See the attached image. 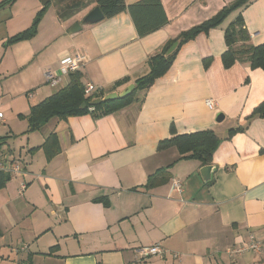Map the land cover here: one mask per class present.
Listing matches in <instances>:
<instances>
[{
    "label": "crops",
    "instance_id": "crops-1",
    "mask_svg": "<svg viewBox=\"0 0 264 264\" xmlns=\"http://www.w3.org/2000/svg\"><path fill=\"white\" fill-rule=\"evenodd\" d=\"M160 1L167 23L142 36L125 11L69 34L96 5L92 1L65 20L51 4L35 35L11 44L7 39L30 26L41 0L0 7V137L8 136L0 140V158L24 168L0 188V264L15 263V244L25 246L22 264H264V118L250 117L264 100V70L242 61L225 68L221 60L225 29L237 16L247 44L264 42V0L247 1L183 43L167 72L118 111L53 118L25 132L23 116L55 92L44 73L61 57L86 53L83 84L120 92L147 72L148 57L169 39L235 0ZM119 80L126 82L115 85ZM240 125L246 126L228 138V130ZM172 129L216 133L209 182L202 180L198 160L179 158L173 146L158 149ZM51 132L60 146L55 156L47 160L42 148L29 151ZM166 166L169 180L146 188L147 177ZM250 235L261 251L229 257L227 248ZM156 243L164 255L142 258L137 252Z\"/></svg>",
    "mask_w": 264,
    "mask_h": 264
},
{
    "label": "trees",
    "instance_id": "trees-1",
    "mask_svg": "<svg viewBox=\"0 0 264 264\" xmlns=\"http://www.w3.org/2000/svg\"><path fill=\"white\" fill-rule=\"evenodd\" d=\"M15 0H1L0 7L6 3L11 4ZM41 0V7L36 12L31 24L26 29L14 34L7 39V43H15L24 39H29L35 35L37 25L41 20L47 8L53 4L57 10L60 19L65 20L77 11L90 5L92 1L98 6L104 18L112 17L120 12H127L131 17L133 25L139 36L145 35L156 30L167 23V17L164 12L160 0H139L132 4H126L125 0ZM249 0H235L230 5L218 11L212 17L194 25L184 31H181L175 38L169 39L161 51L148 57L146 63L148 70L145 74L134 80V88L132 91L122 97L116 99L101 100L95 105L88 103L94 98H102L107 93L102 90H94L91 94L85 95L84 84L81 80L79 71L70 74L69 82L57 89L51 95L45 97L38 103L32 105L26 115H22L27 119V130L25 132H33L39 130L44 124L53 118L65 119L69 116H77L89 113L93 118H99L107 114L118 111L131 103L138 92L147 90L154 81L164 75L173 60L179 47L190 39H193L200 32H208L209 29L218 26L224 17L233 9L240 7ZM61 3H64L58 8ZM226 50L221 54L222 64L225 68L230 67L235 61L247 62L250 68H261L264 70V42L257 45L247 44V32L243 26L240 16L231 22L224 32ZM177 42L175 49L166 54L167 49L173 43ZM209 64V59L204 60V65ZM126 80H119L115 85L123 84ZM86 105L82 107L81 105ZM92 107V110L89 109ZM264 118V100L258 104L250 117ZM250 121L247 119L246 124ZM246 125H240L230 128L227 133L229 138L234 133L242 131ZM8 136L0 137L5 139ZM220 139L211 129L177 134L173 129L171 135L158 141V149L163 150L173 146L179 153V158L196 159L201 165L210 164L213 154L217 148ZM2 143H0L1 146ZM42 148L45 152L46 159H50L60 151L59 141L54 132L49 133L44 142L29 149L30 152ZM264 152V148L261 150ZM166 168H159L147 177L145 187H154L162 182L169 180V172ZM11 176L8 173L0 172V188L9 180ZM104 204L107 203L106 198L99 199ZM55 246H51L49 252L54 250Z\"/></svg>",
    "mask_w": 264,
    "mask_h": 264
},
{
    "label": "built area",
    "instance_id": "built-area-1",
    "mask_svg": "<svg viewBox=\"0 0 264 264\" xmlns=\"http://www.w3.org/2000/svg\"><path fill=\"white\" fill-rule=\"evenodd\" d=\"M89 57L86 53L82 51H75L68 55L61 57L57 63L56 68L49 69L44 73V78L47 84L50 86H64L69 82L70 74L76 71H80L83 66L87 63ZM95 89L92 83L84 84V93L85 95L91 94ZM206 104L208 107H212L213 101L211 99L206 100ZM92 110V107H89ZM1 116V113H0ZM0 172L8 173L11 177L24 173V168L21 166L20 162H12L7 164L5 160L0 158ZM172 186L175 190H180V182L174 180ZM23 185L21 186L19 191H22ZM261 251V244L257 241L253 235L249 236L248 242L231 246L227 248L226 253L229 257H234L236 255H240L245 251ZM137 252L140 254L142 258H146L153 255H164L165 250L161 247L160 244L156 243L151 246H143L137 248ZM14 264H22L20 262Z\"/></svg>",
    "mask_w": 264,
    "mask_h": 264
},
{
    "label": "water",
    "instance_id": "water-1",
    "mask_svg": "<svg viewBox=\"0 0 264 264\" xmlns=\"http://www.w3.org/2000/svg\"><path fill=\"white\" fill-rule=\"evenodd\" d=\"M103 18H104V15H103L101 9L95 5L81 18V20L79 22H74L68 28L67 32L69 34L75 33L81 29L82 25L94 24L98 21H101ZM176 45H177V42H173L169 46V48L167 49L166 54L171 53L175 49ZM133 88H134V84H129L120 92L113 91V92L107 93L102 98H94L88 104L89 105H95V104L99 103L101 100L116 99L117 97L122 98V97L128 95L132 91ZM85 105L86 104L83 103L81 106L84 107ZM215 119H216V121L219 122L223 119V115L221 113H218ZM213 171H214V166L211 164L203 165L200 168V170H199L200 176L205 183L209 182L212 179Z\"/></svg>",
    "mask_w": 264,
    "mask_h": 264
},
{
    "label": "rangeland",
    "instance_id": "rangeland-1",
    "mask_svg": "<svg viewBox=\"0 0 264 264\" xmlns=\"http://www.w3.org/2000/svg\"><path fill=\"white\" fill-rule=\"evenodd\" d=\"M67 2H70V0H68ZM63 4H64V3H61V5H59L58 8H60ZM59 87H60V86H54V87H53L54 91H56L57 89H59ZM3 113H6V112H3ZM7 117H10V113H8V112L6 113L5 119H7ZM13 122H16V120L13 119ZM13 122L11 123V125L13 124ZM15 129H21V128H18V126H17V127H15ZM19 131H21V130H18V132H19ZM11 142H13L12 139L10 140V143H11ZM19 244H20V243H19ZM24 247H25V246H23V245H22V246H19V245H16V244L12 247V248L15 249V251L17 252V258H14V259H15V260H14L15 263H18V259H19V257H21L22 254H24L23 252H25V251L21 250V249L24 248ZM20 263H21V262H20Z\"/></svg>",
    "mask_w": 264,
    "mask_h": 264
}]
</instances>
